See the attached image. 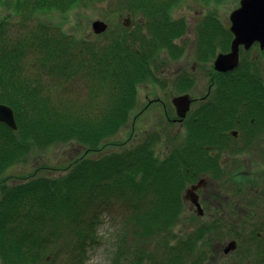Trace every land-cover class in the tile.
Instances as JSON below:
<instances>
[{"label":"trees","instance_id":"1","mask_svg":"<svg viewBox=\"0 0 264 264\" xmlns=\"http://www.w3.org/2000/svg\"><path fill=\"white\" fill-rule=\"evenodd\" d=\"M178 1L0 0L8 11L0 16V104L11 107L17 126L11 130L0 123V264H50L46 258L58 256L56 245L70 250L62 254L65 264H83L101 216L115 206L123 212V234L114 263H264V214L254 218L249 208L237 229L221 217L234 228L230 237L238 243L230 262L210 261L199 250L217 220L184 237L173 230L185 187L198 168L213 164L203 146L206 133L221 135L216 109H190L182 123V145L163 157L156 147L161 129L130 144L117 137L137 106L139 86L159 83L164 57L182 54L176 39L187 23L173 16ZM90 2L106 4V15L129 14L134 27L119 24L93 39H79L57 23L23 21ZM195 31L199 58L228 49L231 33L213 13L202 17ZM260 57L264 51H245L235 74L225 79L234 110L246 104L247 110L264 111V85L257 83L264 74ZM189 83L183 79L178 90H188ZM58 144L71 147L67 162L4 177L9 166Z\"/></svg>","mask_w":264,"mask_h":264},{"label":"rangeland","instance_id":"2","mask_svg":"<svg viewBox=\"0 0 264 264\" xmlns=\"http://www.w3.org/2000/svg\"><path fill=\"white\" fill-rule=\"evenodd\" d=\"M239 0H222L221 2H215L214 0H179L173 9V16L175 18H183L187 22V29L178 40V43L183 48V55L179 59H170L164 57V63L158 68V75L163 78V81L166 83L167 80L173 79L175 76H181L183 73H188L192 78V82L188 85L193 87L195 92L198 95H202L207 90V81L205 79V72L202 70L199 65V61L195 57V43L196 38L194 39L193 33H196L195 27L198 22L207 14L213 13L218 19H220L227 26L228 24V16L232 10L238 7ZM106 4H98L90 2L88 4H78L75 7L68 9L66 11H52V12H40L34 13L31 19H23L24 23L27 26H31L36 22L45 21L51 24H59L64 30L68 33L73 34L76 38H90V37H98L99 34H94L91 31V23L94 20H103L107 27H114L118 23L123 21L124 15L121 16L116 15H105L104 8ZM7 10L5 8L0 7V16H4L7 14ZM131 27H134V24H130ZM194 39V43H193ZM193 45V48H192ZM230 51V43L227 50L222 52L221 49L216 48L214 55L211 56V53L207 56V62L209 63V70L212 69V63H214L215 58L218 54L228 53ZM165 72V73H164ZM198 90V91H197ZM139 102L135 108V110H139L140 108L146 105L147 100L159 98L162 102H167V105L170 104L171 98L179 95L181 92H177L175 89L168 84L167 88L159 89L153 86L141 87L139 90ZM148 114L154 115L152 119H149V116L144 115L142 118H138L133 127V132H142V135L146 132L145 130H151L152 128L160 129L163 120L161 119L162 110H160V104L154 105L152 104L150 109L147 111ZM146 120H149L145 122ZM130 120L127 125L121 130V133L117 136L120 139H127L130 132ZM147 125H145V124ZM144 126V130L142 129ZM141 128V129H140ZM140 129V130H139ZM170 130L173 131L177 136V142H181L183 137L185 136L180 129V126L174 125ZM178 130H180L178 132ZM138 134H135L134 137H137ZM139 136V137H140ZM138 138V137H137ZM135 138V139H137ZM237 142L239 139L237 138ZM65 144L54 145L53 147H49L45 149V151L38 150L36 153H32L29 155L27 161L18 162L11 167L7 168L4 172L5 175H17V174H25L32 173L37 168L46 165V167H51L52 165H56L59 161L67 160L71 155L72 151ZM160 149H157L159 151ZM168 153V152H167ZM233 156V155H231ZM256 159V158H255ZM255 161H258L256 159ZM248 161H243L242 163H236L235 166L232 167V178L230 179V183L238 186V188L251 189L252 191H256L263 183H264V158L263 162L255 163V174L253 176L248 175L244 181H241L242 184L239 183V176L234 174L238 172H243L246 170H250L251 167L248 165ZM208 165V164H207ZM227 179V182H229ZM247 180V183L256 182L257 185H253L252 188H249L247 185L243 183ZM226 182V181H225ZM228 184V183H227ZM214 184H210L209 187L204 192V198L202 197V206L206 205L205 214L201 215L199 212L194 214V209L189 207V203H186L185 195L186 191L190 189V192H194V189H191V186H186L183 195H182V211L181 218L175 226H173L176 230V233L184 232L186 234L192 233L197 225H194L195 222L200 224H208L209 222H213L217 220L215 231L207 234L205 236V240L200 243L199 250L200 252L206 251L208 258L210 261H220V260H233L236 251L232 254L231 252H225L223 245L226 244L228 240H230V235L233 234V227H229L227 222L221 220V217L224 218L225 221L230 223H234V227L237 229L240 224L237 222L247 219L248 216V208L238 207L239 210L238 215H231V217H223L220 214L219 208H221V198L223 197V191H220L219 195L216 192V188ZM260 190V189H259ZM218 194V195H216ZM234 195V194H233ZM231 195L229 197V201L232 206H235L236 198ZM206 196V197H205ZM251 197V196H250ZM195 200L198 202V197L195 196ZM206 200V201H205ZM241 201L245 203L246 199L242 198ZM190 202V201H188ZM191 203V202H190ZM193 204V203H191ZM194 205V204H193ZM195 207V205H194ZM264 207V203L257 205L256 210L251 209L252 217L255 218L258 214L259 209ZM240 208V209H239ZM195 211L196 208H195ZM109 213L101 216V221L98 223V227L96 230L97 239L95 243H92L90 246L86 248V253L83 256V264H128L129 262H124L123 259H118L114 263V254L116 247V242L118 237L123 234L122 224L120 220L122 218V213L115 206L113 210H109ZM195 218V221L193 220ZM253 218V219H254ZM174 230V229H173ZM175 232V231H174ZM203 244V245H202ZM223 249L221 250V248ZM152 251H155L156 248H151ZM56 250L58 256L54 259L51 254L48 257L47 261L50 264H65V260H63L64 255L70 252L69 248H66L62 245H56ZM198 250V251H199ZM158 252L156 251V256ZM228 256H224V255ZM225 263V262H223ZM264 264V263H263Z\"/></svg>","mask_w":264,"mask_h":264},{"label":"flooded vegetation","instance_id":"3","mask_svg":"<svg viewBox=\"0 0 264 264\" xmlns=\"http://www.w3.org/2000/svg\"><path fill=\"white\" fill-rule=\"evenodd\" d=\"M193 37L194 39L197 38L196 33H193ZM194 39H193V43H194ZM250 49L252 53L253 52L261 53L264 51L263 49H260L258 47V44L252 45ZM244 52L245 51H243L241 47V51L239 52V59L243 57ZM179 58H181V56ZM196 59L199 61L200 63L199 65L201 66L202 70H204L205 72V79L207 81L208 88L206 92L203 93L202 95H198V93L195 92L193 87H190L188 90L181 91V93H188L189 98L191 100L190 109H197V108L216 109L215 115L219 118L218 120V123L220 125L219 130L221 132V135H215V136H211L210 133L205 134L207 138L205 145L203 146L206 149V152H204V156L206 158L213 160V164L198 168L201 169V171L199 172L198 176L194 181V183L199 181L198 187L195 190V192L197 194L198 202L202 210L200 211V214L202 215L205 214L204 212L207 202L206 205L202 206L201 200L202 197L204 198L205 190L207 189V187L210 186L211 183L215 185V187L212 188L214 189L216 188L217 189L216 192L219 195L221 194L220 191H223L224 193L223 197L221 198V206H220L221 208H219L220 214L238 215L239 210L237 208L238 207L242 208V206L244 208H247L250 200H254L256 202V204L251 208L252 211L256 210L255 208H257V205L259 206L260 204L264 203L263 201L264 183L259 188H254L257 189L256 191H252L251 189L249 190L247 188L246 189L238 188V186L232 184L231 186H234V188L231 189L229 192H227L225 190V178L231 179L233 177L231 166H235L236 163H242L243 161H248L249 162L248 165L249 167H251L249 171L246 170L243 172H238V174L234 173L239 176V183L242 184L241 181H244L248 175L253 176L255 174L254 164L258 162L260 163L263 162L264 111L255 113L253 112L254 110H247L246 104H243V107L245 109L234 110L233 108L235 105L229 99L226 98V96L229 95L228 94L229 86L225 84L226 77L235 74L234 70L227 71L228 73L216 71L213 68V63H212V69L209 70L208 69L209 63L207 62L208 60L207 57H203V58L196 57ZM259 59L264 62V57H260ZM261 77L262 78L257 80V83L264 85V74ZM177 78L178 75L175 76L172 80L171 79L167 80L166 86L170 84L171 87H173V89L176 90L174 84H176ZM186 81L188 82L189 80ZM140 86L141 87L153 86L155 88L163 89L156 82L155 83L148 82ZM152 104L154 105L160 104V110H162L161 119L163 120V123L160 129H162V132H164L165 138L162 136L158 145L161 147L159 151L161 157H163L165 156V154H167V152L171 150L173 146L182 145V141L177 142L174 140L173 137H171V135L172 136L176 135L174 134L176 131L173 133V131L170 129L173 128L174 125H178L180 126V129H182L183 131L182 133L186 135V128L182 124L183 119L179 120V118L176 116L175 108L171 104V101H170L171 112H169L168 111L169 105H167V102H162L159 98L147 100L146 105L140 108L139 118H142L144 115H147L149 116V119H152L154 115H150L147 113V111L150 109ZM136 119L137 118L134 116L133 120L136 121ZM147 121L149 120H146L145 122ZM142 129L144 130V126ZM145 131L146 132L144 133V135L147 134L149 130H145ZM179 131L180 130H178V132ZM167 135H170L171 137L169 140H167ZM237 138L239 139V142H237ZM255 158L258 159V161H255L256 160ZM230 179L229 182H227L229 185L231 182ZM243 184L247 185L249 188H252L253 185H257L255 182L247 183V180ZM231 195H233L236 198L235 201L236 203H234L235 206H232L230 201L228 200ZM242 198L246 199L245 203L241 201ZM186 203H189V207L194 209V214L198 212L195 211V207L193 204H191L188 201H186ZM257 212H264V207L259 209ZM223 247L221 248V250L223 249ZM228 255H224V256H228Z\"/></svg>","mask_w":264,"mask_h":264},{"label":"water","instance_id":"4","mask_svg":"<svg viewBox=\"0 0 264 264\" xmlns=\"http://www.w3.org/2000/svg\"><path fill=\"white\" fill-rule=\"evenodd\" d=\"M229 23V29L233 34L230 51L218 54L214 60V68L219 71L231 70L237 65L240 45L244 49H248L254 42H257L261 49L264 48V0H239V6L229 14ZM106 27V23L102 20H94L91 23V29L95 34L103 32ZM172 104L177 116L183 118L189 108V96L185 94L174 97ZM0 122L11 129L16 128L13 112L10 107L4 104H0ZM194 188L196 185L191 186V189ZM189 190L186 191L185 198H189L196 204L195 196L192 199ZM196 207L200 213L198 205ZM234 248L235 241L231 240L226 244L224 251L227 253Z\"/></svg>","mask_w":264,"mask_h":264},{"label":"bare ground","instance_id":"5","mask_svg":"<svg viewBox=\"0 0 264 264\" xmlns=\"http://www.w3.org/2000/svg\"><path fill=\"white\" fill-rule=\"evenodd\" d=\"M183 118H184V117H183ZM183 118H182V119H183Z\"/></svg>","mask_w":264,"mask_h":264}]
</instances>
